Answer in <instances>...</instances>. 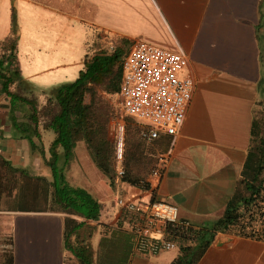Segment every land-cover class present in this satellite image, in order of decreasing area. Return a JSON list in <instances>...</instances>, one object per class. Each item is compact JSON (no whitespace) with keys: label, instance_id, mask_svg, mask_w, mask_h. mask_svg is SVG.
<instances>
[{"label":"crops","instance_id":"1","mask_svg":"<svg viewBox=\"0 0 264 264\" xmlns=\"http://www.w3.org/2000/svg\"><path fill=\"white\" fill-rule=\"evenodd\" d=\"M12 9L20 71L34 86L73 80L86 53L117 46L127 51L136 39L182 50L188 58L184 74L194 78L195 86L182 126L174 135L161 133L139 151L153 158L148 170L138 168L147 188L121 180L111 185L93 162L77 155L78 145L86 148L85 143L75 146L67 177L97 199L100 214L95 221L70 217L90 226L84 245L94 257L104 234L127 232L118 220L115 200L120 196L170 202L182 218L201 228L223 215L240 177L254 108L264 89V0H0V41L11 33ZM2 95L0 155L50 179L44 149L54 134L46 144L47 130L34 139L43 154L32 151L27 139L13 137ZM161 155L167 157L166 167L160 176L152 175ZM0 170V264H79L63 246L68 215L43 210L41 199V208H28L25 192L8 186ZM107 184L118 192L114 198ZM179 254L142 255L132 247L129 264H171ZM195 264H264V240L216 232Z\"/></svg>","mask_w":264,"mask_h":264},{"label":"trees","instance_id":"2","mask_svg":"<svg viewBox=\"0 0 264 264\" xmlns=\"http://www.w3.org/2000/svg\"><path fill=\"white\" fill-rule=\"evenodd\" d=\"M17 41L16 12L12 9L11 33L0 41V93L6 98L4 106L8 109L11 135L27 139L32 151L43 154L34 139H40L41 130L53 132L49 157L45 159L51 178L31 175L0 155V169L6 184L25 192L28 208H41L38 205L41 198L45 203L43 210L68 215L63 222V246L79 264H129L133 242L128 232L112 229L104 234L99 240L96 257L85 247L84 239L90 226L70 215L95 221L99 218L100 204L87 190L72 185L67 177L75 146L83 141L92 162L111 185L115 184V142L106 135L110 112L100 91L118 92L121 64L128 50L117 46L112 50L96 48L86 53L77 78L42 90L45 98L41 103L37 88L21 74ZM87 95H90L89 102ZM257 103L263 108L258 115L254 114L246 158L223 215L211 225L202 227L195 244L181 249L171 264H195L216 232L232 231L264 240V89ZM129 124L126 123L128 136L124 137V173L120 180L145 189L148 183L138 168L147 164L146 154H139L146 142L140 137L139 128Z\"/></svg>","mask_w":264,"mask_h":264},{"label":"built area","instance_id":"3","mask_svg":"<svg viewBox=\"0 0 264 264\" xmlns=\"http://www.w3.org/2000/svg\"><path fill=\"white\" fill-rule=\"evenodd\" d=\"M188 66L182 51L168 50L141 39L132 42L121 64V79L116 93L121 116L108 122V136L115 142V182L124 173V116L139 125V135L147 143L161 133L174 135L182 126L192 99L195 80L184 74ZM167 157H158L152 175L160 176ZM118 220L132 236L133 252L156 255L181 250L197 241L201 227L179 215L167 201L116 198Z\"/></svg>","mask_w":264,"mask_h":264},{"label":"rangeland","instance_id":"4","mask_svg":"<svg viewBox=\"0 0 264 264\" xmlns=\"http://www.w3.org/2000/svg\"><path fill=\"white\" fill-rule=\"evenodd\" d=\"M113 48L114 47H108L109 50H112ZM76 78H74L73 80H69V81L70 82L71 81H74ZM66 82H68V81H66ZM35 87L37 88L36 93L39 96V101L41 103H43L45 96L42 93V90L48 89V87H39V86H36V85H35ZM49 87H51V86H49ZM100 96L102 97V101L105 103V105L107 106V108L109 109V112H110L109 113L110 114V117L108 118V122H111L112 120H115L116 118H120V116H121V106H120V100H119L118 95L116 93L115 94H109V93H104V92H101L100 91ZM2 98H5V95H2ZM5 101H6V98H5ZM86 101L87 102L90 101V95H87L86 96ZM262 108H263L262 105L259 104V103H257L256 106H255V108H254V114L258 115V113L262 110ZM123 118H124V122H125L124 137L126 138V136H128V134L126 132V130H127L126 129V123L127 122H130L132 125L131 124H129V125H131V126H133L135 124L137 127H139L140 125L135 120H133L132 118L125 117V116ZM127 127H128V125H127ZM48 133H49V135H48ZM106 135H107L108 138H110L108 136V134H107V130H106ZM48 136L52 137L53 136V132L50 131V130H47V133H45V137H44V142L43 143L46 144V141H48ZM39 143H40V145L42 147H44V145L42 144V141L41 142L39 141ZM150 145H151V143H147L146 145H143V146H144V148H146L147 146H150ZM81 151H83V153H81ZM44 152H45V155L46 156L48 155V157H49L48 149H44ZM76 152H77V155L79 156L80 159H84L85 158V161L86 162H92V159H91L88 151L86 150L85 147H83V143H81V144L78 145V148H77ZM146 158L147 159H144V161L146 160L147 161V164H142V166H141V169L142 170L143 169H146V168H147L146 170H148V166L152 162V159H153L149 155H146ZM91 164H93V163H91ZM92 166H95V165H92ZM95 168H97V167H95ZM29 170H28L29 174L34 175L33 174V171H31V170L29 171ZM96 170H98V169H96ZM102 176H104V175L102 174ZM107 188H108L107 190L110 192V198H114L115 196H117L118 192H116L112 188L111 185H108L107 184ZM40 199L41 198H39V200ZM48 211H52V210H49L48 209ZM68 264H70V262H68Z\"/></svg>","mask_w":264,"mask_h":264}]
</instances>
